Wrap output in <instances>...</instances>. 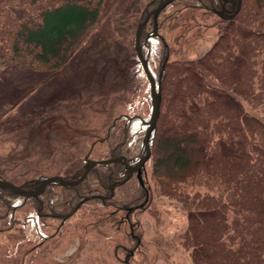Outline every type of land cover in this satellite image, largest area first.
I'll return each instance as SVG.
<instances>
[{
  "label": "trees",
  "instance_id": "16d2710c",
  "mask_svg": "<svg viewBox=\"0 0 264 264\" xmlns=\"http://www.w3.org/2000/svg\"><path fill=\"white\" fill-rule=\"evenodd\" d=\"M158 1H131L123 6L135 7L131 10L133 36L126 43L129 51L125 56L112 48L106 55L94 56V62L104 63L101 71L89 76L100 96L110 91L111 81L129 71L127 61L132 55L146 81L145 94L135 93L130 110L118 111L102 125V113L86 112L83 103L68 107L71 96L64 92L66 87L55 91L31 108L30 113L38 116L50 110L44 128V117L17 119L19 126L25 121L33 127L22 149L32 163L15 168L14 160L13 165L0 161V177L32 187L52 173L79 177L87 156L124 154L129 163H135L143 155L152 101L134 37L138 21ZM108 2L0 0V63L16 62L42 71L69 64L79 57L86 35L101 21ZM224 5L231 8L233 4L226 1ZM222 6V0H171L158 13L156 34L152 33L153 15L142 27V51L156 81L160 79L162 92L149 139L151 153L141 170L144 182L136 170L121 180L129 169L116 159L93 163L75 184L49 181L37 196L0 185V247L7 244L12 255L15 245L22 247L30 240L33 246L43 244L84 210L86 215L117 218L124 225L132 247L128 251L119 243L116 250L123 251L124 261L133 264L141 242L134 213L149 203L151 179L159 193L178 200L186 212L180 238L192 264H264V113L247 106L264 104V0H242L233 16L215 10ZM208 23L217 26V35L203 52L172 56L184 42L201 35ZM187 30L193 32L186 37ZM173 41L179 45L173 46ZM100 98L107 99L105 95ZM85 114L91 117H81ZM63 116L69 131L87 137L84 153L74 144L77 134L71 144L73 137L55 140L54 130ZM43 143L46 157L34 155ZM95 146L98 152L93 151Z\"/></svg>",
  "mask_w": 264,
  "mask_h": 264
},
{
  "label": "rangeland",
  "instance_id": "374dc122",
  "mask_svg": "<svg viewBox=\"0 0 264 264\" xmlns=\"http://www.w3.org/2000/svg\"><path fill=\"white\" fill-rule=\"evenodd\" d=\"M131 1L145 4L148 0H114L112 4L109 0L101 21L86 35L79 57L59 69L42 71L16 62L0 63V161H10L11 165L16 162L15 168L27 167L32 163V157L28 158L22 149L33 127L25 121H21L19 126L17 119L21 117L29 121L31 116L34 120L44 117V128L50 110H45L38 116L30 113L31 108L55 91L66 87L64 92L71 96L68 98V107L83 103L86 105V108L82 105L86 112L96 110L102 113L101 120H105L102 125L110 121L118 111L130 110L135 93L145 94L143 92L147 91V84L136 61L131 58L132 55L127 61L129 71L109 84L111 92H100L107 97L105 101L101 100V95L94 89V78L89 77L92 71H101L104 63L99 59L94 62V56L106 55L112 48L120 50L121 55L128 53L126 43L130 42L134 31L135 15L131 10L135 7L123 6ZM112 10L115 11L112 13ZM195 29L196 27L193 28ZM193 30H187L186 37ZM201 30V35L197 34L191 41L184 42L178 52L173 50L172 56L182 52L187 56H196L203 52L216 37L217 26L208 23ZM177 45V41H173V46ZM64 99L61 98L62 101ZM80 100L82 102H78ZM138 105L141 106V103ZM247 106L252 111L264 113V104ZM81 117L91 116L85 114ZM65 125L63 116L59 128L54 130L57 136L55 140H70L78 133L69 131ZM77 136L74 144L84 153L89 141L80 133ZM73 139L75 137L70 140V144ZM45 149L44 144L34 155L46 157ZM92 149L98 152L100 148L95 146ZM149 181L152 194L149 203L134 213L139 221L141 242L134 252L133 264H192L189 249L182 244L180 238V232L186 225L184 208L175 198L159 193L155 181ZM98 210L102 212V207L99 206ZM119 243L125 244L130 251L132 242L126 236V228L117 218L86 215L83 210L79 217L71 218L57 236L49 238L43 244L33 246V240H30L22 247L15 245L16 249L11 255L7 244L3 243L0 247V264H128L124 261L123 251L118 253L116 250ZM123 250L126 251L125 248Z\"/></svg>",
  "mask_w": 264,
  "mask_h": 264
},
{
  "label": "water",
  "instance_id": "95a60500",
  "mask_svg": "<svg viewBox=\"0 0 264 264\" xmlns=\"http://www.w3.org/2000/svg\"><path fill=\"white\" fill-rule=\"evenodd\" d=\"M170 1L171 0H159L155 6H153L150 9H147L145 16L138 21V23L136 25V29H135L134 45H135L136 53H137V55L141 61V64H142V66H143V68L147 74V77L149 79V82H150V94H151V101H152V110L150 113V117L148 119V124H147L146 129H145L144 137H143L144 149H145L143 155H141V157L135 163H129L124 154H118L115 156H108V157H90V156H87L86 161L84 163L83 171L79 177L67 178L60 173H52V174H49V175L43 177L39 183H37L36 185H34L32 187H25V186L15 182L14 180H12L10 178L0 177V185L9 186V187L13 188L15 191L22 193L24 195H36L37 196L40 194L41 191H43L46 188L47 183L49 181H59L62 184H75V183H78L81 179H83L86 176L88 170L90 169V167L92 166L93 163L106 162V161L116 160V159H122L123 162L127 165L128 169H129L128 174L124 178H122L121 180L127 179L128 177H130V175L133 173V171L136 170L137 175L140 178L141 182L142 183L144 182V180L142 178L141 170H142L143 164L145 163L146 159L149 157V155L151 153L149 139H150L151 131H152L153 127L156 125L157 118H158V115L160 112L162 92H161L160 79L158 82L156 81L155 76L153 75V73L151 72V70L149 68L148 60L142 51L141 33H142V27L145 24V22L148 20L150 15H153V21H154L152 33L156 34L158 32V13H159L160 9L162 7H164ZM222 1H223V6L221 8L215 7V10L221 15L233 16L239 10L242 0H222ZM226 1L232 2L233 5L231 8H227L224 5V2H226ZM225 11L228 13L226 14ZM167 57H168V53L166 54V58ZM162 66H164V63L162 64ZM161 72H162V69L160 70V74H161ZM114 185H115V182H112V184H111L112 190L114 188ZM87 197H88V195H85L83 198H81L76 203L74 208L78 207L81 204V202L84 199H86Z\"/></svg>",
  "mask_w": 264,
  "mask_h": 264
}]
</instances>
